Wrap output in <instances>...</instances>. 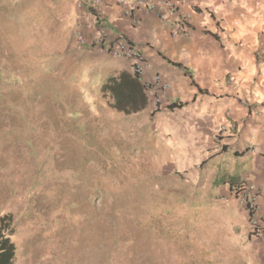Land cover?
<instances>
[{"label": "rangeland", "instance_id": "1", "mask_svg": "<svg viewBox=\"0 0 264 264\" xmlns=\"http://www.w3.org/2000/svg\"><path fill=\"white\" fill-rule=\"evenodd\" d=\"M94 2L0 0V216L14 264H230L226 230L194 215L222 202L213 179L176 175L158 108L126 115L103 96L118 60L92 43L98 28L84 32Z\"/></svg>", "mask_w": 264, "mask_h": 264}, {"label": "crops", "instance_id": "2", "mask_svg": "<svg viewBox=\"0 0 264 264\" xmlns=\"http://www.w3.org/2000/svg\"><path fill=\"white\" fill-rule=\"evenodd\" d=\"M119 1L128 5L134 0ZM185 2L182 12L190 14L185 34H176L175 24L163 22L155 11L140 8L130 15L120 3L90 6L94 11L87 13L91 18L84 32L90 38L104 26L109 37L123 36L151 62L148 74L158 73L169 82L160 105L148 101L145 110L151 114V108H158L161 131L174 140L169 142L177 152L176 175L190 177L194 186L213 179L224 199L204 208L199 204L194 215L209 217L215 234L226 230L224 238L234 249L219 258L229 257L230 264L240 258L264 264V233L249 226L250 216L264 218V0ZM91 59L96 67L107 65H101L107 57ZM169 61L181 64L195 85ZM111 62L114 75L130 73L126 61ZM220 128L224 132L214 138ZM240 183L256 188L251 215L235 197Z\"/></svg>", "mask_w": 264, "mask_h": 264}, {"label": "built area", "instance_id": "3", "mask_svg": "<svg viewBox=\"0 0 264 264\" xmlns=\"http://www.w3.org/2000/svg\"><path fill=\"white\" fill-rule=\"evenodd\" d=\"M112 3L122 4L130 15L133 11L140 8L147 12L155 11L163 22L175 24L174 31L176 34H185L187 32L190 14L182 12L183 8L187 5L185 0H134L128 5L119 0H95L94 6L100 8L102 5ZM79 40L81 43H84L82 36H79ZM92 43L98 45L101 48V52L112 57L114 60L126 61L130 74L141 84L148 101L154 107L160 105L161 95L169 90L170 84L158 73L148 74L152 69V64L145 58L141 50L130 44L121 35L109 37L107 29L104 26L98 28L97 35ZM223 132V128L218 129L214 138L221 136ZM235 197L248 214L251 215L256 210V188L254 185H245L235 194ZM249 226L253 232L264 233V218L250 216Z\"/></svg>", "mask_w": 264, "mask_h": 264}, {"label": "trees", "instance_id": "4", "mask_svg": "<svg viewBox=\"0 0 264 264\" xmlns=\"http://www.w3.org/2000/svg\"><path fill=\"white\" fill-rule=\"evenodd\" d=\"M169 63L180 69L191 80V85H195L191 74L181 64L170 61ZM102 94L109 100L110 107L126 115L143 111L148 103L141 84L126 71L109 76L102 85ZM239 186L236 193L243 188V183ZM13 234L12 217L0 216V264H14L16 249L12 242Z\"/></svg>", "mask_w": 264, "mask_h": 264}]
</instances>
